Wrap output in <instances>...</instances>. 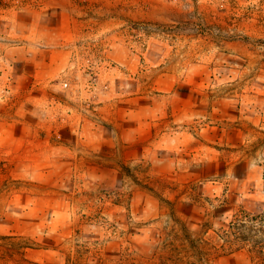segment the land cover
<instances>
[{
  "label": "rangeland",
  "instance_id": "374dc122",
  "mask_svg": "<svg viewBox=\"0 0 264 264\" xmlns=\"http://www.w3.org/2000/svg\"><path fill=\"white\" fill-rule=\"evenodd\" d=\"M263 176L264 0H0V264H250Z\"/></svg>",
  "mask_w": 264,
  "mask_h": 264
},
{
  "label": "trees",
  "instance_id": "16d2710c",
  "mask_svg": "<svg viewBox=\"0 0 264 264\" xmlns=\"http://www.w3.org/2000/svg\"><path fill=\"white\" fill-rule=\"evenodd\" d=\"M184 233L186 241L192 244L196 251H199V248L194 246V242L190 240L189 233L187 231H184ZM212 240L216 241L212 250L214 254L223 255L246 250L250 256V264H264V210L257 215L244 210L236 211L227 227L216 232ZM202 243L205 246L210 244L208 241ZM210 253L203 251L206 259L211 256Z\"/></svg>",
  "mask_w": 264,
  "mask_h": 264
}]
</instances>
